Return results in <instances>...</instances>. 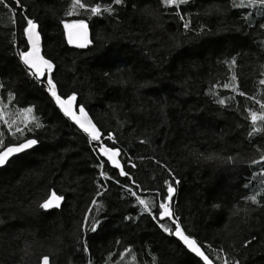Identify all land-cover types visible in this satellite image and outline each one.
Here are the masks:
<instances>
[{
  "label": "trees",
  "instance_id": "trees-1",
  "mask_svg": "<svg viewBox=\"0 0 264 264\" xmlns=\"http://www.w3.org/2000/svg\"><path fill=\"white\" fill-rule=\"evenodd\" d=\"M81 2L99 4L101 14L73 0L0 2V147L39 141L0 168V264H40L44 256L50 264H203L123 187L158 207L165 180L175 188L171 203L182 227L214 264H264V120L253 125L249 114L264 112L257 103H264V6ZM24 15L38 22L58 93H76L104 136L113 133L115 145L105 142L122 149V166L139 188L108 164L104 170L120 183L100 181L98 188L93 145L18 62ZM76 19L88 25L84 48L68 44L61 23ZM29 106L31 113L19 111ZM253 126L260 131L249 136ZM53 191L63 196L60 207L41 209ZM253 195L256 204L245 199ZM93 218L101 221L95 232Z\"/></svg>",
  "mask_w": 264,
  "mask_h": 264
},
{
  "label": "snow or ice",
  "instance_id": "snow-or-ice-1",
  "mask_svg": "<svg viewBox=\"0 0 264 264\" xmlns=\"http://www.w3.org/2000/svg\"><path fill=\"white\" fill-rule=\"evenodd\" d=\"M3 2V0H0ZM161 2L165 6H179L188 2V0H161ZM17 6L20 5V0H15ZM124 0H112V4L114 5H122ZM248 5L255 6L259 4L260 6H264V0H247ZM245 0H240L239 4L235 3L233 0L232 7L240 8L245 7ZM73 7H78L80 9H87L93 15L101 14V7L99 4L95 6L89 7L85 3H82L81 0H73ZM105 12L111 14L114 9L111 5H108L105 9ZM70 15L71 13H66ZM179 15V13H177ZM181 21H184L183 28L188 30L189 21L185 20L183 15L179 16ZM24 24L22 27V37L23 39L20 41L22 48H17L16 55L18 57V62L23 66V71L26 76L31 79H34L45 85L47 93L54 100L55 104L58 106L59 110L63 113L64 117H67L70 121H72L76 126H78L79 130L82 133L86 134L87 140L89 143L93 145V151L97 154L98 164L97 167L100 169L98 181V188L104 187L105 185L100 181H114L119 184L120 180L118 177H125L131 184L135 185L137 188L140 186L136 184L135 180L131 177V174L128 171H125V168L121 163V154L122 149L117 148L115 146H109L105 141H112L113 145H115V137L113 133H107L105 137L101 130L97 127V125L90 118L89 113L86 111L85 106L79 104L77 101V94L72 93L67 95L66 97H62L61 94L58 93L57 84L54 82V79L50 75L53 71L54 65L50 59L45 58L41 54V34L38 30V22L29 18L27 15L23 17ZM64 26L65 33L67 35L68 44H75L80 48H84L88 46L91 41L89 40L88 34V25L84 19H76L72 21H61ZM251 27V25H249ZM259 27L264 29V24H260ZM232 63H235L233 60ZM233 80L236 79L235 76L232 77ZM261 84H264V79L260 80ZM4 85L0 84V88H3ZM225 88H228L229 85L225 84ZM235 87V86H233ZM241 96L245 95L243 92L239 93ZM9 98L13 97V93H8ZM221 105L225 103L223 99L218 101ZM260 104V107L264 109V103L257 101ZM19 111L25 113H31L33 108L31 106L22 108ZM250 118L255 125L257 119L264 120V112L260 113L259 116L256 112L250 111ZM15 123V121H13ZM26 123V121H25ZM5 125H8L11 128V124L9 121H4ZM36 128L41 127L39 123L35 125ZM16 131L23 136V130L17 128ZM26 131L32 132L33 129L31 127L27 128ZM260 131V129L253 126L252 131L248 133L249 136H252L253 133ZM38 140L36 138H24L22 142L8 144L7 146L0 147V166H5L11 162V158L20 153H24L29 149H32L33 146L38 144ZM106 158V159H102ZM208 159H212L213 157L209 156ZM229 162H232L233 158L228 157ZM260 161H264V154L260 156ZM131 167H135V164H132L131 161H128ZM252 164H257L259 161L253 159L251 161ZM108 164L111 168L118 170V177L109 175V172L105 169V165ZM171 175V173H170ZM255 175V174H253ZM178 183V181H177ZM166 186V192L161 193L159 190L156 192V196L159 197L158 207L155 202H149L144 198H141L140 195L137 194L136 191H133V188L128 185H123L126 192L135 198V201L138 206H140V211L142 213H148L152 216V219L155 220L160 229L164 233L172 235L178 238L179 242H182V245L190 251V253L194 254L195 257L200 258L204 262V264H212V261L209 259V256L205 254L202 250L201 245L198 243L196 238L186 233V230L182 227L180 223L179 217L175 214L172 208V198L175 193V188L173 184L168 180L164 181ZM101 193L97 191L96 195L99 196ZM246 200H250L252 204L257 203V197L255 195L245 197ZM63 200V196L56 194L54 191L51 192L46 199L43 200L42 203L39 204V207L43 210H48L53 207H60V202ZM92 205H96L97 201L95 198L91 201ZM153 208H157V214H153ZM91 212V208L88 210ZM239 211V210H238ZM131 217L125 216L124 219L128 220ZM84 228H89V215L85 214L84 218ZM161 221H166L167 223H162ZM101 221L99 219L93 218L90 224V231L95 232L100 225ZM249 243V241H245V244ZM83 250L85 252L88 251L87 244H84ZM43 264H49V257L44 256L42 258ZM236 264H239L237 261Z\"/></svg>",
  "mask_w": 264,
  "mask_h": 264
},
{
  "label": "water",
  "instance_id": "water-1",
  "mask_svg": "<svg viewBox=\"0 0 264 264\" xmlns=\"http://www.w3.org/2000/svg\"><path fill=\"white\" fill-rule=\"evenodd\" d=\"M38 30H39V27H38ZM40 44H41V54L43 55V52H42V39H41V41H40ZM70 45H72V46H76V47H78L77 45H75V44H70ZM53 70H54V68H53ZM53 72V71H52ZM52 74V73H51ZM50 74V75H51ZM54 101V100H53ZM55 103V102H54ZM57 106V105H56ZM58 107V106H57ZM59 109V108H58ZM62 113V112H61ZM63 114V113H62ZM91 118V117H90ZM72 122V121H71ZM73 123V122H72ZM74 124V123H73ZM75 125V124H74ZM76 126V125H75ZM77 128H78V126H76ZM79 129V128H78ZM81 131V130H80ZM36 146V145H35ZM35 146H33V147H35ZM30 150V149H29ZM28 151V150H27ZM21 154V153H20ZM19 155V154H18ZM17 156V155H16ZM13 157H15V156H13ZM12 157V158H13ZM106 159V158H105ZM2 167H4V166H0V168H2ZM181 244H182V242H181ZM189 251V250H188ZM190 252V251H189ZM192 254V253H191ZM192 255H194V254H192ZM198 258V257H197ZM198 259H200V258H198ZM201 262L204 264V262L201 260ZM40 264H43V262H42V259H41V262H40ZM49 264H50V261H49ZM212 264H214L213 262H212Z\"/></svg>",
  "mask_w": 264,
  "mask_h": 264
}]
</instances>
